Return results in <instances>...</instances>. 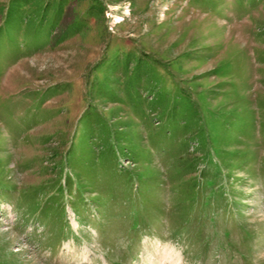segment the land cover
<instances>
[{
    "label": "rangeland",
    "instance_id": "1",
    "mask_svg": "<svg viewBox=\"0 0 264 264\" xmlns=\"http://www.w3.org/2000/svg\"><path fill=\"white\" fill-rule=\"evenodd\" d=\"M0 264H264V0H0Z\"/></svg>",
    "mask_w": 264,
    "mask_h": 264
}]
</instances>
